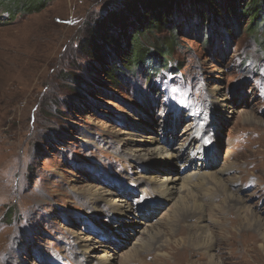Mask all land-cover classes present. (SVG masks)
I'll use <instances>...</instances> for the list:
<instances>
[{
  "label": "rangeland",
  "instance_id": "1",
  "mask_svg": "<svg viewBox=\"0 0 264 264\" xmlns=\"http://www.w3.org/2000/svg\"><path fill=\"white\" fill-rule=\"evenodd\" d=\"M121 1L49 0L45 9L14 21L0 15V264H85L77 243L87 238L110 245L121 264L178 259V264H206L202 249L176 242L181 228L198 232L196 224L204 221L219 262L264 264V237L245 231L238 209L246 205L264 222V35L245 32L206 44L192 24H184L172 59L177 70L146 81L145 69L115 84L106 71L121 54L94 57L85 45L97 23ZM215 95L229 103L217 127L210 111L215 104L209 101ZM199 120H204L205 141L211 145L217 138L219 152L201 156L192 144ZM149 136L170 151L185 147L179 162H137L135 155L148 154L154 146ZM194 152L190 167L187 155ZM224 167H232L222 177L242 202L228 207L222 203L225 194H217L203 199L210 207L205 215H181L172 225L168 218L180 207L178 196L158 199L153 189L138 184L142 176L163 179L179 173L184 182L199 169ZM96 190L114 201L127 199L133 216L111 215L104 202L103 211L95 212L90 204ZM113 220L137 222L110 236L101 228L112 229ZM150 224L172 242L174 249H166L172 251L170 258L160 256L164 249H152L124 262L125 252L149 238ZM244 233L254 245L245 242Z\"/></svg>",
  "mask_w": 264,
  "mask_h": 264
},
{
  "label": "trees",
  "instance_id": "2",
  "mask_svg": "<svg viewBox=\"0 0 264 264\" xmlns=\"http://www.w3.org/2000/svg\"><path fill=\"white\" fill-rule=\"evenodd\" d=\"M48 2L0 0V15L7 13V20L14 21L20 14L45 9ZM184 24H192L206 44L245 32L260 38L264 35V0H122L119 9L97 23L86 41V52L103 58L121 54L106 71L108 80L115 84L125 83L130 74L136 76L145 69L148 81L166 70H177L172 59ZM176 66L182 67L179 63ZM12 214L9 209L6 217L10 219Z\"/></svg>",
  "mask_w": 264,
  "mask_h": 264
},
{
  "label": "bare ground",
  "instance_id": "3",
  "mask_svg": "<svg viewBox=\"0 0 264 264\" xmlns=\"http://www.w3.org/2000/svg\"><path fill=\"white\" fill-rule=\"evenodd\" d=\"M215 93H216V91H215ZM211 98L209 99V101L214 102V104H215L213 109L210 107L211 117H212V115L215 116V118H216L215 124L217 127L220 125L219 120H221L222 115L225 116V114H226L227 110H225L224 107L225 106L228 107L229 103L227 101L228 99L224 98V97L223 98H221V97L217 98V96L215 95L214 97H211ZM214 112H215V114H214ZM217 113L219 114V116H216ZM194 114H195L194 116L197 119L204 118V117H202L203 115H197L196 113H194ZM248 119H249V117L246 116V120H248ZM211 121L213 123V119H211ZM204 125H205L204 120H199V123H197L196 131L193 130V133L196 132V135L194 138L197 141L195 142V139L193 138L192 144H197L198 145L197 148L200 150V153H203L202 156L203 155L207 156V155L213 154L212 149H214L216 152H219V149L217 148L218 144L216 146V139L217 138L212 142L213 144L211 143V145L207 143L209 141L201 142L200 137H202V134H204V130H205ZM201 128H202V133L200 132ZM194 129H195V127H194ZM148 138H150V141H151V143L154 144V146H152L151 149L147 150L148 154H138V155L134 154L136 156L135 159L137 162L149 164L150 162L154 161V159L158 158V162H160V159H170L171 164L177 163V162H179V160L183 156V153L185 152V147H179L173 151H170V150H168V147H167L168 145L162 144L159 142L157 143L155 141L156 139L152 138V136H149ZM157 141H158V139H157ZM216 148H217V150H216ZM191 149H192V145H191L189 151H191ZM189 151H188V153H189ZM196 153L197 152H194V153L187 155V164H190L189 165L190 167L194 165L193 163H191L189 161L190 157L192 155H195ZM184 165H186V164H184ZM231 168L232 167H224L222 169H219L218 171L216 169L215 170H207L205 168L199 169V171L193 172L192 175L186 176L184 178V180H185L184 182L182 181L183 177H181L179 175V173L173 177H172V175L165 176L163 179H160L156 176H151V177L142 176L141 178H139L140 180H139L138 184H140V186L146 185L148 189H153V193H156L155 196H157L158 199H160L161 197H164V198L170 200V199H173L174 196H178V198H179L178 205H180V207L176 211L172 212L171 218H168V220H170V222H171L169 224L172 225V219H178L181 215L189 217V215H191V214L196 215L197 213H202V215H203L204 213H206L210 207L206 206L205 203H203V201H204L203 199L210 200V199H213V197L215 198L216 196H218L220 194H225V197L222 200V203L225 206H228V207H229V205L233 206V204H231V203H233L234 201L242 202L240 197L236 196L233 192H230V190L228 188L229 183L228 184L225 183V179L222 177V174H224V173L226 174L227 171H229ZM192 177L196 178V181L194 183L190 182V179ZM206 184H208V186ZM140 191H142V190L140 189ZM95 193L96 194H93L94 199H95V200L94 199L93 200L95 201V203L90 204V205H92V209L95 212H97L99 210L103 211L101 204H102V202H104V204L106 205V208H107V209L105 208L106 209L105 211L111 215H117L119 218L120 217L124 218V220H126L127 218L129 219L131 216H133L132 215V213H133L132 210L134 209L133 204L126 201L127 199L121 198V199H117L114 201L113 198L109 197L108 192L96 190ZM117 201H119V202H117ZM238 209L244 214V220L246 223V227L245 226L244 227L247 228V229H245V231H250V230L254 229L256 231H259L260 234L264 237V222H263V220L261 221V219L252 211L250 212L249 207L246 205H242ZM112 222H116V223L111 224L112 229L111 228L105 229L104 227L101 228V230L104 233H106L110 236L113 235V232H114L113 230H117V231L120 230L121 231L122 226H129V225H132L134 222H137V221L134 220L132 222L129 220V221L123 222L121 220H118V221L113 220ZM142 223H144V222H142ZM199 223H201V221ZM196 225H198V228L201 227V230L200 231L197 230L198 232L191 230L188 234L181 227H180L181 229L178 227L182 232H180V237L178 240H176V242L182 243V246H188V247H194L197 249H202L206 255L205 257L207 258L206 264H222L221 262H219L217 260V258H216L217 256L215 254L211 253V249H213V247L215 245V239H214V235H213L212 231H210L208 229L209 228L208 224L204 221L201 226H200V224H196ZM147 226H149L150 229H152V232L149 233V238L141 240L140 241L141 243L139 244L138 247H132V249L125 252L121 256L122 260L124 262L135 260L136 258H139L140 253H142L143 251H149V250L151 251L152 249H164V251L162 253H160V256L170 258L169 255L172 254V251L166 250V249H174L172 242H170V239L160 238L161 233L158 230L157 226H155L153 224H150ZM187 227L192 229V226H187ZM176 232L177 231H175L174 234H176ZM243 237L246 238L245 242H247V243L251 242V240H252L253 241L252 243L254 245V238L251 239L248 236V233H244ZM233 239H235V238H233ZM77 245H78V250H79L78 253L81 255V257H84L87 260V263H85V264H121V262L118 260L120 258V256L115 251H112L113 253L111 252V250L109 248L110 245L108 246L105 243H100L97 240H91L88 238L87 239H80L78 241ZM176 255H175V257H176ZM178 260H174V262L172 264H178L179 263V262H177ZM129 263H127V264H129ZM132 263L133 262H131V264ZM194 263H195V261H193L191 264H194ZM181 264H183V263L181 262Z\"/></svg>",
  "mask_w": 264,
  "mask_h": 264
}]
</instances>
